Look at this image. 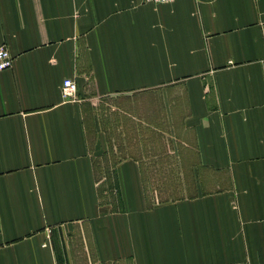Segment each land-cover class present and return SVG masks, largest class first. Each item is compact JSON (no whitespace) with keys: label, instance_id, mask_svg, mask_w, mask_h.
Listing matches in <instances>:
<instances>
[{"label":"crops","instance_id":"0c3cea01","mask_svg":"<svg viewBox=\"0 0 264 264\" xmlns=\"http://www.w3.org/2000/svg\"><path fill=\"white\" fill-rule=\"evenodd\" d=\"M263 18L264 0H0V264H264ZM162 158L190 184L152 198Z\"/></svg>","mask_w":264,"mask_h":264},{"label":"rangeland","instance_id":"374dc122","mask_svg":"<svg viewBox=\"0 0 264 264\" xmlns=\"http://www.w3.org/2000/svg\"><path fill=\"white\" fill-rule=\"evenodd\" d=\"M115 101L118 102L117 99ZM153 141L154 138H152ZM153 147L152 149H155ZM163 158L158 159V161L146 162L149 167V174L152 172V175L146 177L148 192L152 198L162 199L180 195L186 184H190L191 178H182L176 175L178 162L170 160L165 162Z\"/></svg>","mask_w":264,"mask_h":264},{"label":"built area","instance_id":"2783aa9c","mask_svg":"<svg viewBox=\"0 0 264 264\" xmlns=\"http://www.w3.org/2000/svg\"><path fill=\"white\" fill-rule=\"evenodd\" d=\"M152 2H165L169 0H145ZM261 30L264 38V18L261 22ZM13 57L5 44L0 43V71L12 66ZM61 95L65 99L74 100L77 98V82L72 77H65L61 82Z\"/></svg>","mask_w":264,"mask_h":264}]
</instances>
